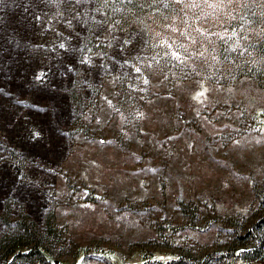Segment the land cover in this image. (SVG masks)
I'll use <instances>...</instances> for the list:
<instances>
[{"label": "rangeland", "instance_id": "rangeland-1", "mask_svg": "<svg viewBox=\"0 0 264 264\" xmlns=\"http://www.w3.org/2000/svg\"><path fill=\"white\" fill-rule=\"evenodd\" d=\"M113 2L0 0V239L51 212L34 264H264V0Z\"/></svg>", "mask_w": 264, "mask_h": 264}, {"label": "trees", "instance_id": "trees-1", "mask_svg": "<svg viewBox=\"0 0 264 264\" xmlns=\"http://www.w3.org/2000/svg\"><path fill=\"white\" fill-rule=\"evenodd\" d=\"M131 1L130 0H114V2L111 5L109 4L105 6L106 8L105 10L109 14L116 13L115 10L119 6H124L125 4L126 6H128V4L134 3ZM103 51L106 53L105 50ZM79 88L77 86L74 88L75 91L73 90L74 93L72 94V102L75 105V108L77 109V111H79L81 114V112L84 110L85 104H84L83 97H81V92H79L81 91L82 87L80 89ZM83 91L88 92V90L85 88L83 89ZM93 94L97 96L98 90L94 88V92L92 93V95ZM10 210H11L10 204H8L7 213L5 216L6 221H7V216L10 214ZM51 215H52L51 212L46 215L45 224H44V226H46V230L42 229L38 231L34 223L29 224L28 221H26L25 219L19 220L20 221L18 225L19 229L16 230L19 233H15V232L12 233L14 234L13 237L4 235L0 239V251L7 249V251H9L10 254L15 253L16 251L15 260L24 261L27 264H34L36 261H39L40 258L42 259V257H44L45 255L43 251L42 242H44L45 240L47 241L50 238L56 237V234L52 230V227H51ZM34 227H35V230H33ZM5 237L7 238L5 239ZM28 238H31V240ZM239 238L241 239V237ZM23 239H27L25 243H23L22 241ZM29 244H31V247L26 248ZM245 251L247 252V250ZM254 252H255V248H254ZM4 254H6V252H3L2 256H4ZM246 254H251V252L246 253ZM2 256L0 255V264H7L5 263V261L2 260Z\"/></svg>", "mask_w": 264, "mask_h": 264}, {"label": "snow or ice", "instance_id": "snow-or-ice-1", "mask_svg": "<svg viewBox=\"0 0 264 264\" xmlns=\"http://www.w3.org/2000/svg\"><path fill=\"white\" fill-rule=\"evenodd\" d=\"M173 55H176V54H175V53H173ZM136 70H137L138 72L140 71V69H139V68H137ZM145 83H147V81H145ZM203 94H204V93H202V92H201V93H198V95H203Z\"/></svg>", "mask_w": 264, "mask_h": 264}]
</instances>
